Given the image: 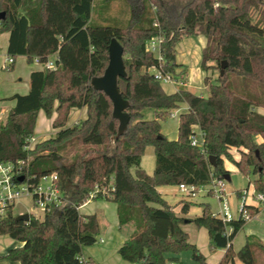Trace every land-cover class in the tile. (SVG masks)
I'll use <instances>...</instances> for the list:
<instances>
[{"label":"trees","instance_id":"obj_1","mask_svg":"<svg viewBox=\"0 0 264 264\" xmlns=\"http://www.w3.org/2000/svg\"><path fill=\"white\" fill-rule=\"evenodd\" d=\"M116 2L119 12L113 11ZM5 32L13 60L23 56L33 65L35 58L44 63L57 57L54 69L31 74L28 94L10 98L15 104L0 124V162L24 161L25 173L37 178L57 174L66 203L61 214L50 212L43 220L32 217L26 223L13 214L1 219L0 235L22 244L3 258L19 264H97L82 260V252L97 242L100 219L79 209L98 190L93 200L117 204L120 227H133L118 251L123 260L167 264L190 252L195 262L206 264L182 228L187 219L157 189L210 185L229 174L224 165L229 161L254 175L255 191L264 194V115L258 111L264 108V0H0V34ZM201 35L207 39L201 69L218 71L217 84L205 78L208 97L185 87L186 71L176 61L177 46ZM157 37L162 63L146 49ZM113 39L124 48L127 76L118 85L130 116L119 137L112 101L91 85L104 75ZM223 62L228 64L221 76ZM155 69L181 82L176 93L164 91L151 72ZM182 103L189 111L180 115L178 139L168 140L161 121ZM85 107L87 118L67 126L71 110ZM145 109L154 110V120L144 119ZM41 111L48 119L56 113V132L31 149ZM193 125L204 135L203 151L190 144ZM148 147L155 152L153 175L141 168ZM231 149L241 152L239 160ZM209 156L216 157L215 167ZM200 206L202 214L188 221L207 229L212 252L227 250L220 264H233L235 258L257 264L254 248L264 249L263 242L249 237L238 252L232 247L248 220L224 223L209 204ZM189 209L184 203L181 213ZM258 212L248 206L250 217Z\"/></svg>","mask_w":264,"mask_h":264},{"label":"rangeland","instance_id":"obj_2","mask_svg":"<svg viewBox=\"0 0 264 264\" xmlns=\"http://www.w3.org/2000/svg\"><path fill=\"white\" fill-rule=\"evenodd\" d=\"M176 2L184 3L187 0H172ZM120 4L118 2L113 4V11L119 12ZM205 38L204 37H191L185 39L181 46H179V52L177 61L178 64H186V76L187 87L189 90L195 92L196 94L208 97L209 96V88L205 84V78L209 76L211 78L212 84H217L218 79V71H208L205 72L201 69V60H202V52L203 47H205ZM3 45V39L0 41V47ZM4 54V51H1V55ZM3 55V56H4ZM51 61L55 63L56 58L52 57ZM1 62V58H0ZM11 71V69H10ZM154 72V70H151ZM7 71L3 72L0 76V91L6 90L9 88V82L6 80L5 75H7ZM163 89L167 93H173L175 90L179 88V84H170L163 83ZM6 102V104L2 103ZM9 101H0V122L6 121L8 119L9 111L13 108L14 104H11L12 107L8 105ZM5 106V108H4ZM183 106V105H182ZM259 113L264 115V108H259ZM155 112L152 109H145L144 111V119L147 121L155 119ZM2 124V123H0ZM162 125V133L168 138V140L178 139V118H168L164 121H161ZM38 128L40 131H37L34 134V141L31 142V149H34L35 144L41 142L43 139L52 136L53 131L47 130V126L39 122ZM230 154L234 160H239L241 158V152L238 149H231ZM225 168L229 173L230 181L224 180L223 182V191L225 192V196L229 202L230 208L232 209V214L234 219H238V211L237 208L241 203V196L243 191H247L249 194L247 196L248 203H254L260 209V214L255 218L252 217L247 221L244 226L237 234L235 238V242H233V250L238 252L246 243L247 238L253 237L256 240H260L262 244H264V203H258L254 200L252 194H254L255 189L253 187V182L255 180L254 175H245L240 172L237 167L229 161L224 162ZM156 166L155 161V152L153 147H148L146 149L145 155L142 157L141 168L144 169L149 175H153ZM132 172L135 173L133 169ZM212 188V184L204 186L203 189L198 192L196 195L192 196L187 193H182L179 190L178 186H168L167 188H162L163 196L168 200L170 205H178L182 204V202H191L194 203V208H192L191 213L193 215L200 216L202 214V208L200 205L202 204H210L213 212H217L220 209V204L217 200L215 194H208L209 190ZM217 190H220V186L217 187ZM95 204L91 205L94 206ZM90 211V207H83L80 209V213L83 215L86 212ZM13 214L15 217L31 214L36 216L38 219L43 220L44 214L41 210L36 209L34 207L33 201L28 197L20 198L14 203ZM17 243L19 241L12 239L8 236L0 235V264H17V262H10L4 259L5 255L10 249L17 247ZM189 256L190 252H184ZM254 255L257 261V264H264V249L256 247L254 248ZM239 264H243L242 262Z\"/></svg>","mask_w":264,"mask_h":264},{"label":"crops","instance_id":"obj_3","mask_svg":"<svg viewBox=\"0 0 264 264\" xmlns=\"http://www.w3.org/2000/svg\"><path fill=\"white\" fill-rule=\"evenodd\" d=\"M197 37H204V36H197ZM191 38V37H190ZM205 38V37H204ZM3 39V45L0 47V76L3 75V72H8L7 75H5L6 80L9 82L10 85L9 88H6V90L0 91V101H9V106L10 108L12 107L11 104H15V101H11L10 98H12L14 95H26L28 94L30 88V76L32 73L35 71L42 70L41 66L38 65H30L27 62L26 57L19 56L14 59V64L11 65L10 67L8 66L7 68L4 67L5 60L8 57L7 53V48H8V41L10 39V33L5 32L0 34V41ZM187 39V38H185ZM184 39V40H185ZM183 40V41H184ZM182 41V42H183ZM205 47L207 46V39L205 38ZM181 42V43H182ZM181 43L179 46H181ZM179 46H177V57H178V52H179ZM203 47V50L205 49ZM1 51H4V54L1 55ZM4 55V56H3ZM52 57H57L56 55ZM51 57V58H52ZM176 57V61H177ZM50 58V60H51ZM179 62V61H178ZM177 62V64H178ZM180 65V64H179ZM184 69L187 67L185 63L181 64ZM11 68V71H10ZM187 80L186 78V83L185 87H187ZM173 84L174 83H170ZM178 90V89H177ZM175 90L173 93H168V94H174L177 92ZM189 90V89H188ZM165 91V90H164ZM191 91V90H189ZM166 92V91H165ZM193 92V91H191ZM167 93V92H166ZM196 94L195 92H193ZM198 96L205 97L202 95L197 94ZM6 104V102H2ZM183 105V106H182ZM57 106V104H56ZM5 108V106H4ZM189 111V106L186 103H182L179 105V108L174 110L171 118H178V126H179V118L180 115L187 113ZM259 111V110H258ZM56 117V113L53 115L52 119H48L45 115L44 112H40L38 115V121L35 127V132L40 131L38 128L39 122L42 124H45L47 126V130L53 131L55 133L56 131L52 127V123L54 122L53 119ZM87 118V108H82V109H72L69 115V121L67 126H72L76 123H79V121L85 120ZM0 123L4 124L5 121H1ZM35 138V137H34ZM50 138V137H48ZM48 138H45L43 140H46ZM35 140V139H34ZM42 140V141H43ZM170 140V139H169ZM177 140V139H175ZM257 142L261 143L262 138L258 137ZM142 162V160H141ZM164 187H159L157 191L161 194L163 199L169 204L168 200L163 196V192L160 191ZM184 203L190 204V209L189 213L187 215L181 213V209L183 207ZM182 202V204L178 205H170L174 206L175 212L177 215L184 217L187 219L185 224L182 225L183 230L188 234V241L190 244L197 246L199 251L205 256L206 264H220L221 260L223 259L226 249H218L216 251H211L210 250V241L209 240V234L206 228H198L195 223H190L188 220H192L196 217H199L197 215H193L191 213L192 208H194V203L191 202ZM95 204L94 206H91ZM210 205V204H209ZM251 206H255L258 208L257 205L254 203H250ZM211 206V205H210ZM83 207H90V211L84 213L83 215H96L98 217L99 223H100V233L97 239V242L90 247L84 248L82 252V259L84 261H89L92 260L97 264H133L128 261H125L121 258L119 255L118 251L119 248L122 246V244L129 238L131 233H133V227L130 225H126L123 227H120L118 216H117V204H114L113 202L107 201V200H90L86 202L81 208ZM80 208V209H81ZM202 208V207H201ZM79 209V211H80ZM259 209V208H258ZM203 211V209H202ZM260 214V209L258 214L255 216V218ZM231 229L228 230V233H231ZM237 236V235H236ZM236 238V237H235ZM234 238V240H235ZM232 241V247H233V242ZM260 241V240H259ZM261 242V241H260ZM21 243H17V247L21 246ZM8 253V252H7ZM178 261L174 262L176 264H199L195 262L192 258V256H189L187 254L181 253V255L177 256ZM8 261V260H7ZM12 262V261H10ZM15 262V261H13ZM241 261L238 258H235L233 264H239ZM17 264H19L17 262Z\"/></svg>","mask_w":264,"mask_h":264},{"label":"built area","instance_id":"obj_4","mask_svg":"<svg viewBox=\"0 0 264 264\" xmlns=\"http://www.w3.org/2000/svg\"><path fill=\"white\" fill-rule=\"evenodd\" d=\"M147 44L148 45H146V49L154 53L162 63L160 49L161 38H153L148 41ZM13 64L14 60L8 56L5 60L4 67H10ZM34 64L41 66L44 70H51L56 67L55 63H53L50 59L42 63L38 58H35ZM154 77L156 80H159L162 83L181 84V82H177L170 74L163 73L157 69L154 70ZM189 140L193 147L200 148L203 151V145L205 144L204 135L199 126L193 125ZM32 141H34V138L30 140V142ZM24 166H26L24 161H19L17 163L0 162V220L3 218L5 219L9 216V214H13L15 201L23 197L30 198L33 201L34 207L41 210L44 216L50 212L57 213L61 211L66 203L65 195L61 189L57 174H45L37 178L36 176H29L27 173H25ZM224 180L225 179L214 178L211 183L212 188L209 190L210 192H208V194H215L220 204V209L217 212H213V215L226 223L235 219L233 217L229 202L224 194L225 192L223 191ZM218 186H220V190H217ZM178 187L182 193H187L194 196L200 192L204 186L195 187L194 185L181 184ZM97 191L98 190L90 195L87 202L93 200V197L96 195ZM248 194L249 193L247 191H243L241 196H239L241 198V203L238 206L237 211L239 218L250 220L252 217H250L248 214V206L250 205L247 201ZM252 196L256 202L264 203L263 193L254 192ZM29 216L31 218L36 217L31 214H29ZM167 264L176 263L168 262Z\"/></svg>","mask_w":264,"mask_h":264},{"label":"water","instance_id":"obj_5","mask_svg":"<svg viewBox=\"0 0 264 264\" xmlns=\"http://www.w3.org/2000/svg\"><path fill=\"white\" fill-rule=\"evenodd\" d=\"M227 62H223L221 69V76L224 75L227 67ZM127 76L125 63H124V48L121 43L116 39H113L109 45V64L104 72V75L95 77L91 81L92 87L96 91L103 92L109 97L113 104V118L119 121L118 137L122 136L126 131L128 125H130V116L127 112L129 108V102L125 100L121 91L119 90L118 80L119 78H125ZM209 163L215 167L216 157L209 156ZM229 174L226 175L225 180L230 181ZM61 214V211L58 212ZM29 214H24L15 217L17 221L28 222L30 220Z\"/></svg>","mask_w":264,"mask_h":264}]
</instances>
